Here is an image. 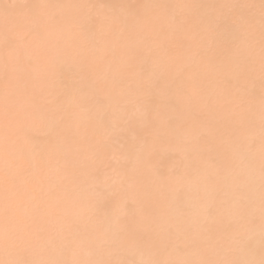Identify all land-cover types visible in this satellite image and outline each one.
<instances>
[{
	"label": "bare ground",
	"instance_id": "obj_1",
	"mask_svg": "<svg viewBox=\"0 0 264 264\" xmlns=\"http://www.w3.org/2000/svg\"><path fill=\"white\" fill-rule=\"evenodd\" d=\"M225 4L245 6L234 13L242 18L235 44L223 33V18L231 15ZM142 5L193 7L174 10L183 21L177 29L167 8ZM121 15L124 22H103ZM158 58L162 84L178 107L164 97L148 99L142 66ZM262 60L261 0H0V260L260 264ZM226 62L249 71L229 81L211 70ZM69 63L76 66L71 77L58 72ZM185 68L181 80L188 91L177 94L176 77ZM78 73L97 81L113 107L131 100L147 113L143 125L122 123L99 158L94 154L104 138L95 117L68 118L75 111L69 97ZM28 105L43 108L57 122L56 131L35 120L26 123L25 135L16 117ZM6 139L21 150L16 157L9 156ZM32 145L42 158L29 154ZM124 155L137 162L121 160ZM105 176L123 178L117 189L133 184L127 193L132 204L180 225L182 238L163 242L155 231L109 232L110 205L96 214L87 211L101 199L88 185ZM6 197L14 209L10 253L3 237ZM201 206L213 214L202 218Z\"/></svg>",
	"mask_w": 264,
	"mask_h": 264
},
{
	"label": "snow or ice",
	"instance_id": "obj_2",
	"mask_svg": "<svg viewBox=\"0 0 264 264\" xmlns=\"http://www.w3.org/2000/svg\"><path fill=\"white\" fill-rule=\"evenodd\" d=\"M113 8L126 9L130 6L127 5H115ZM142 8L160 9L167 8L170 12V26H174L179 29L182 25V18L175 13V9L180 7H193L187 5H142ZM222 8L228 9L231 15H226L223 18L222 28L225 36L231 35L232 43L235 44L240 38V27L242 18L235 16L234 13L245 6L235 4H225ZM250 7V6H248ZM261 8L264 9V0H261ZM125 18L123 15L120 17L116 16H105L103 17L104 23L115 24L117 22H124ZM46 39V37H41ZM85 43H91L90 40L85 39ZM58 72L65 73L67 76L71 75L76 71V66L69 64H60L58 66ZM183 69L176 77L177 82V94L183 92L187 94V88L184 86V81L181 80L183 76ZM206 70H208L206 68ZM211 70L219 71L222 73L226 80L240 79L243 77L249 69L243 66L226 62L218 67ZM79 81L73 82V88L70 93L69 102L75 108L74 112L68 113L69 119L77 121L89 120L95 117L97 123L103 131V143H101L98 151L94 154L98 158L102 156L103 152L111 148V144L108 141L111 140L113 134L121 129L122 123L130 121H136L143 125L146 121L147 113L142 111L141 108L131 100H126L122 104H118L113 107L112 102L108 97H104L100 94L99 86L97 81L90 80L83 74H80ZM261 75L264 79V60L261 63ZM59 83V81H57ZM142 84L148 90V99L159 96L164 97L170 104H177L176 96H168L167 85L162 84L159 58L153 63H145L142 66ZM264 104V100H262ZM10 105V99L8 95L5 96L6 109ZM17 122L20 130L27 135L26 123L28 121L41 120L45 121L49 131L55 132L57 129V122L50 120L47 113L43 108L28 105L22 108L17 113ZM264 135V133H262ZM59 142V136H57ZM6 149L11 157H16L21 151L16 148L9 140L5 141ZM33 158H42L44 153L40 150L38 145H32L31 152L29 153ZM121 160L135 164L138 157L131 158L128 155L120 157ZM7 163V162H6ZM15 176H10L11 182H15ZM124 183L122 177L118 176H105L103 178H94L93 182L88 185V190L94 195L101 197L95 204H89L87 211L92 214L100 212L101 208L109 206L107 209L108 218V229L109 232L115 230L117 233L126 234L128 232L137 231H155L158 233L161 241L172 242L175 239L182 238V229L178 224H174L171 221L162 222V218H153L151 212L143 206L133 205L128 199L127 193L134 191V185L128 183L126 187L117 189V185ZM10 197H6L5 205L2 209L5 217V225L3 229V237L5 242V252L10 253L14 248V234L11 227V217L14 214V209L8 203ZM213 209L210 206H201L198 210V215L206 219L213 214ZM143 254V253H141ZM0 264H60L58 261H30L22 262L17 260H0ZM68 264V262H64ZM72 264H157V262L151 259H140L136 261H78L72 262ZM176 264H217L214 261L207 260H187L182 262H176ZM224 264V262H220ZM228 264H235V262H228ZM245 264H251V262H245ZM260 264H264V260H261Z\"/></svg>",
	"mask_w": 264,
	"mask_h": 264
}]
</instances>
